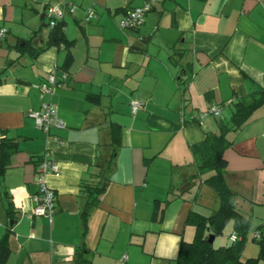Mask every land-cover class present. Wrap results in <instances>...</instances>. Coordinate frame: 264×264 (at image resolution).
Segmentation results:
<instances>
[{
  "label": "crops",
  "instance_id": "crops-1",
  "mask_svg": "<svg viewBox=\"0 0 264 264\" xmlns=\"http://www.w3.org/2000/svg\"><path fill=\"white\" fill-rule=\"evenodd\" d=\"M58 1L0 0V136L18 142L0 175V239L11 226L6 264H176L181 242L195 234L190 212L207 215L218 206L203 183L210 172L198 173L190 146L217 132L239 97L264 84V0H155L135 29L120 28L119 20L143 0H72L77 8L63 17L73 40L67 67L65 50L49 46L32 56L20 42L34 36L33 46L44 44L45 6ZM53 66L67 78L44 99L65 126L46 132L29 112L40 107L36 85ZM134 99L142 105L133 113ZM217 104L221 117L187 120ZM112 123L121 128L120 145L106 188L83 220L82 188L99 178ZM230 139L224 180L249 219L245 259L257 255L251 238L264 227V108ZM43 157L56 166L45 174L55 191L51 220L31 214ZM249 242L257 251L244 255Z\"/></svg>",
  "mask_w": 264,
  "mask_h": 264
},
{
  "label": "trees",
  "instance_id": "trees-1",
  "mask_svg": "<svg viewBox=\"0 0 264 264\" xmlns=\"http://www.w3.org/2000/svg\"><path fill=\"white\" fill-rule=\"evenodd\" d=\"M47 38L42 46H33L32 36L28 40H20L22 49L31 52L36 56L41 50L56 46L58 49L65 50L63 67H67L72 61L70 46L73 40H69L64 34L63 18L49 25ZM258 108H264V84L258 90L239 97L233 105L232 113L228 120H219V130L217 132H206L204 138L190 146L194 156L197 171L200 174L210 172L203 179V183L209 186L218 196V206L210 214L204 215L191 211L188 215V223L194 225L195 234L191 241H182L179 247L176 264H257L258 260L264 259V227H259L258 237L252 235V240L258 245L256 256L242 258L244 242L247 238L250 223L249 219L239 213L236 209V194L230 189L224 180L226 161L223 157L224 150L233 143L230 139L231 132L240 130L248 121L249 117ZM121 128L118 124H111V151L101 164L99 178L90 184H84L82 196L85 202L81 208L82 219L85 220L89 210L96 206L99 197L106 188L109 180V172L113 158L120 145ZM18 150V142L15 138L0 136V175L4 173L9 165L10 156ZM40 161V160H39ZM38 161V162H39ZM37 162V163H38ZM170 201L166 199L167 203ZM6 213L14 218L15 212L12 202L6 203ZM231 223L232 232L236 233V239L229 243L215 245L214 240L217 235L223 232L225 226ZM11 226H8L0 239V264H6L10 253L9 237ZM232 232L229 234L231 236ZM210 236L213 241L210 242ZM77 264H83L79 260Z\"/></svg>",
  "mask_w": 264,
  "mask_h": 264
},
{
  "label": "built area",
  "instance_id": "built-area-1",
  "mask_svg": "<svg viewBox=\"0 0 264 264\" xmlns=\"http://www.w3.org/2000/svg\"><path fill=\"white\" fill-rule=\"evenodd\" d=\"M155 0H143L142 5L134 6L126 9L123 16L119 20L120 28H138L142 22L146 12H148L154 5ZM77 8V5L72 0H60L55 3L47 4L45 6V15L47 17V23L49 25L54 24L57 20L62 19L66 13H73ZM85 16L87 20H91L95 17L94 10L91 6L85 9ZM6 33V28L0 27V37H3ZM67 78L66 73H58L57 67L53 66L48 72L46 78L36 85L39 96L43 98L40 107L37 110L29 112V116L33 118L35 125L48 132L51 127L63 128L65 121L57 115V109L51 99H44L46 96L51 97L53 89L62 84ZM142 102L138 99H134L130 102V108L134 113L140 108ZM222 116V107L220 105L209 106L206 109L198 112V114H190L187 120H203L207 116ZM181 121H186L183 117ZM40 176L35 180L36 192L32 195L34 206L31 210V214L36 216H46L51 220L55 209V191L51 188L45 179L47 172L56 170L55 164L46 157H43L37 164ZM253 235L258 237L259 231L255 230ZM231 240L236 239V233L232 232L230 236ZM123 259L126 255L122 256Z\"/></svg>",
  "mask_w": 264,
  "mask_h": 264
},
{
  "label": "rangeland",
  "instance_id": "rangeland-1",
  "mask_svg": "<svg viewBox=\"0 0 264 264\" xmlns=\"http://www.w3.org/2000/svg\"><path fill=\"white\" fill-rule=\"evenodd\" d=\"M208 189H205V190H207L206 191V195L208 196V198L209 197H211V203H213L212 201L214 200V199H216L215 197H216V194H215V192L211 189V188H209V187H207ZM209 191L212 193V194H214V196L212 197V195L209 193ZM207 198V199H208ZM230 230H231V225H229V223L225 226V228L223 229V232L221 233V234H219V235H217V237L215 238V240H214V243H215V245H217V244H223V243H229L231 240H230V237H229V233H230ZM212 241H213V239H212ZM253 246V247H252ZM252 248H255V251H257V247H256V245H252V243H248V247H247V250L245 251V253H243L244 255H247L248 253H252V252H250V250H252ZM257 253V252H256Z\"/></svg>",
  "mask_w": 264,
  "mask_h": 264
},
{
  "label": "water",
  "instance_id": "water-1",
  "mask_svg": "<svg viewBox=\"0 0 264 264\" xmlns=\"http://www.w3.org/2000/svg\"><path fill=\"white\" fill-rule=\"evenodd\" d=\"M13 54H17V55H18V53H17L16 51H14V52H12V54H11V58H14V57L12 56ZM212 239H213V236H210L209 241L212 242Z\"/></svg>",
  "mask_w": 264,
  "mask_h": 264
}]
</instances>
